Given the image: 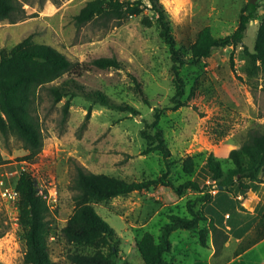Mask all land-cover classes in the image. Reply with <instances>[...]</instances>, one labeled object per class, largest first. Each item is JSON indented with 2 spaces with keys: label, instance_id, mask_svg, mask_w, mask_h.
<instances>
[{
  "label": "rangeland",
  "instance_id": "rangeland-1",
  "mask_svg": "<svg viewBox=\"0 0 264 264\" xmlns=\"http://www.w3.org/2000/svg\"><path fill=\"white\" fill-rule=\"evenodd\" d=\"M17 1L26 16L14 23L0 21V51L8 52L31 36L34 42L49 45L72 61L116 56L123 61L124 68H93L79 82L86 90H98L117 103L132 105L138 113L111 109L82 96L71 97L64 112L68 96L53 102L49 88L60 85L67 74L38 87L34 109L42 135L40 152L27 159L30 152L27 145L15 135L3 136L0 132V264L23 263L25 247L23 230L18 223V202L14 204L1 194L4 187H14L21 171L33 176L46 199V220L51 230L47 246L49 257L56 264H72L69 254L74 248L60 231L75 211L77 167L126 181H158L147 190L92 203L120 237L118 264H144L135 248V239L144 231L159 239L162 226L169 223L168 215H188V203L218 217L230 210V204L222 198L202 205L198 199L203 193L184 189L178 194L177 188L194 180L204 192L210 188L211 192L217 186L208 187L213 183L205 170L208 154L212 153L225 171L231 164L229 151L240 147L248 131H264V72L241 46L218 48L209 59L181 68L185 83L181 100L186 105L165 110L159 123L171 152L167 165L159 151L144 154L146 140L141 134L152 121L154 109L172 105L175 93L169 48L159 35L153 13L146 9L141 15L108 24L91 21L78 26L75 16L90 0ZM249 1L159 0L167 12L176 47L186 57L204 27H209L215 37L232 33L239 24L242 8ZM253 2L258 4L257 19L249 22L243 36V44L250 52L254 51L258 28L264 20V0ZM144 16L152 20L151 26L142 23ZM130 73L138 76L148 103L135 91ZM187 156L194 157L191 174L183 170ZM256 233L253 228L239 248L234 243L225 247L222 263L234 257ZM170 236V241H175L173 254L180 261L178 264L184 259L181 252L185 247L190 256L200 248L197 235L190 231L178 229ZM260 255H264V245L230 264H249L247 257Z\"/></svg>",
  "mask_w": 264,
  "mask_h": 264
},
{
  "label": "trees",
  "instance_id": "trees-1",
  "mask_svg": "<svg viewBox=\"0 0 264 264\" xmlns=\"http://www.w3.org/2000/svg\"><path fill=\"white\" fill-rule=\"evenodd\" d=\"M146 9L153 13L159 35L169 48L172 62L170 74L175 93L171 98L172 105L154 109L152 121L147 124V129L142 130L141 134L146 140L144 154L159 151L163 162L168 165L171 152L159 123L165 110H177L186 105L181 100L185 93V83L180 75L181 68L187 64H196L203 59H209L214 50L218 48L241 46L251 61L257 63L260 70L264 72V20L260 22L258 28L254 51L250 52L243 44V36L249 22L257 19L258 9V4L250 0L242 8L239 24L232 33L224 37H215L209 27H204L191 44L188 57L176 47L167 12L159 0H90L75 16V23L78 26L91 21L108 24L112 20L119 21L130 16L141 15ZM25 16L26 12L17 0H0V21L14 23ZM142 23L151 26L152 20L144 16ZM124 67L123 61L116 56H99L82 62L72 61L53 47L36 43L31 36L25 37L8 52L0 51L1 134L3 136L12 134L21 139L30 150L26 158L35 157L42 148L41 128L34 109L37 89L60 78L63 74H67V78L60 85L51 86L49 93L53 102H59L63 97L68 96L63 106L64 112L69 107L71 97L82 96L92 103L111 109L138 113L132 105L117 103L98 90H86L79 82L82 75L93 68L119 69ZM130 75L135 91L144 103H148L138 76L135 73H130ZM228 159L231 161L230 167L223 171L220 161L212 153L208 154L205 170L209 179L213 181L208 187L222 186L223 190L232 194L233 197L245 196L250 190L258 192L260 185L264 183V131L249 130L240 147L229 151ZM183 170L186 174L193 172V156H187L184 159ZM157 182L156 179L126 181L77 167L74 180L77 190L74 196L75 211L60 231L66 242L74 248L69 254L71 263L118 264L120 237L96 212L92 203L107 201L134 191L147 190ZM14 189L19 194L18 222L23 230L22 240L25 247L22 264H56L49 257L47 246V239L51 233L46 220L48 205L40 194L35 179L29 172L21 171L15 181ZM184 189H193L198 193H203V196L198 199L202 205L211 202L213 196L210 192L211 188L204 192L198 182L189 180L177 188L178 194H182ZM187 210L188 215H168L169 223L162 226L159 239H156L149 231H144L135 239V248L144 264H168L166 254L171 251L170 235L178 229L196 232L199 242L203 246L206 245L209 228L200 227V223L208 221L204 209L195 208L188 203ZM252 225L257 233L236 252L237 255L264 238V210L260 212ZM210 229L212 231L215 229L211 222Z\"/></svg>",
  "mask_w": 264,
  "mask_h": 264
},
{
  "label": "crops",
  "instance_id": "crops-1",
  "mask_svg": "<svg viewBox=\"0 0 264 264\" xmlns=\"http://www.w3.org/2000/svg\"><path fill=\"white\" fill-rule=\"evenodd\" d=\"M262 188L263 185L259 187L258 192H254L252 190L248 191L245 196L238 195L237 197H233L232 194L227 193L221 188H218L216 192L213 194L211 202L215 201L218 198H222L225 202L229 203L231 208L230 210L223 211L219 215L207 214L208 221L204 224H201L200 227L209 228V232L206 238V245L203 246L199 240L200 248L195 249V255L190 256L186 253L188 250H183V260H181L186 264H230V262L235 259H243L248 252L253 249L264 245V238L251 245L240 254L232 257L230 260L224 262L223 258V250L225 247H228L229 244L234 243V245L240 246V244L248 238L250 233L252 232L254 225L251 226L253 222L256 221L260 212L263 210L262 205ZM249 200V205H246V201ZM210 202V203H211ZM204 209V208H203ZM210 222L213 224L215 229L212 231L210 229ZM176 231V230H175ZM189 231V230H187ZM174 232V231H173ZM194 235H197L196 232L190 231ZM198 237V236H197ZM171 239V236H170ZM175 241L171 240V251L166 254L169 259L166 258L168 264H178L180 261L174 256V244ZM203 249V250H201ZM247 262L249 264H264V255L263 256H249L247 257ZM252 260V261H251Z\"/></svg>",
  "mask_w": 264,
  "mask_h": 264
},
{
  "label": "built area",
  "instance_id": "built-area-1",
  "mask_svg": "<svg viewBox=\"0 0 264 264\" xmlns=\"http://www.w3.org/2000/svg\"><path fill=\"white\" fill-rule=\"evenodd\" d=\"M216 187V186H215ZM218 187H216L214 190H212V193H215ZM1 194L3 197H5L8 201L13 202L16 204L19 200V194L18 192L14 189V187L8 188L4 187L1 191ZM45 199V197H43ZM46 200V199H45ZM19 223V222H18Z\"/></svg>",
  "mask_w": 264,
  "mask_h": 264
},
{
  "label": "water",
  "instance_id": "water-1",
  "mask_svg": "<svg viewBox=\"0 0 264 264\" xmlns=\"http://www.w3.org/2000/svg\"><path fill=\"white\" fill-rule=\"evenodd\" d=\"M245 32H246V30H245ZM138 117H139V116H138ZM219 188L223 189V187H222V186H219Z\"/></svg>",
  "mask_w": 264,
  "mask_h": 264
},
{
  "label": "bare ground",
  "instance_id": "bare-ground-1",
  "mask_svg": "<svg viewBox=\"0 0 264 264\" xmlns=\"http://www.w3.org/2000/svg\"><path fill=\"white\" fill-rule=\"evenodd\" d=\"M246 205H249V203H246Z\"/></svg>",
  "mask_w": 264,
  "mask_h": 264
}]
</instances>
